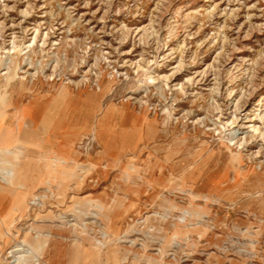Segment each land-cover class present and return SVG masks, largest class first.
Listing matches in <instances>:
<instances>
[{
    "label": "rangeland",
    "instance_id": "obj_1",
    "mask_svg": "<svg viewBox=\"0 0 264 264\" xmlns=\"http://www.w3.org/2000/svg\"><path fill=\"white\" fill-rule=\"evenodd\" d=\"M13 118L0 264H264V0H0Z\"/></svg>",
    "mask_w": 264,
    "mask_h": 264
},
{
    "label": "bare ground",
    "instance_id": "obj_2",
    "mask_svg": "<svg viewBox=\"0 0 264 264\" xmlns=\"http://www.w3.org/2000/svg\"><path fill=\"white\" fill-rule=\"evenodd\" d=\"M3 97V105L6 103V101L8 100L6 91H4V94L2 95ZM8 102V101H7ZM15 115H13L14 117ZM12 121V120H11ZM6 120L3 122L2 127L0 128V152L7 150L10 148V146L12 145H19V147H23V141L25 138L23 135H18V133H16V131H14V127H12L11 125H7L6 124ZM17 126V125H16ZM15 126V127H16ZM19 126L21 127V125H18L17 128H19ZM23 131V130H21ZM20 133V132H19ZM27 138V137H26ZM27 141V140H26ZM41 142V141H40ZM28 145V143H27ZM17 147V146H16ZM11 173V172H9ZM42 246V244H40Z\"/></svg>",
    "mask_w": 264,
    "mask_h": 264
},
{
    "label": "crops",
    "instance_id": "obj_3",
    "mask_svg": "<svg viewBox=\"0 0 264 264\" xmlns=\"http://www.w3.org/2000/svg\"><path fill=\"white\" fill-rule=\"evenodd\" d=\"M6 121H7V120H6ZM12 121H13V124H14V125L10 124V122H8V124H9V126L11 125L12 127H15V126H16V124H15V120H14V118H13V120H12Z\"/></svg>",
    "mask_w": 264,
    "mask_h": 264
}]
</instances>
